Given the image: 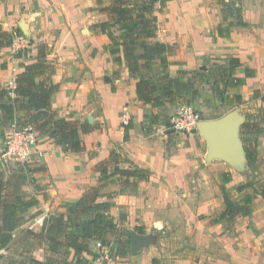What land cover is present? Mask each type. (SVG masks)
<instances>
[{"label": "crops", "instance_id": "obj_1", "mask_svg": "<svg viewBox=\"0 0 264 264\" xmlns=\"http://www.w3.org/2000/svg\"><path fill=\"white\" fill-rule=\"evenodd\" d=\"M228 1L167 0L164 6L157 1L154 15L160 12L159 7L163 10L156 15L157 27H178L181 33L174 29L161 33L158 27L153 40L167 46L164 56L172 62L168 67L171 78H176L180 70L209 66L204 62L206 56L237 58L232 74L243 80L238 85L239 95L247 90L259 92L261 96L254 97L264 109L261 98L264 96V0ZM110 4L111 0H0L1 27L8 31L20 30L16 42L0 49V87L12 89L14 77L24 70V65L36 61L37 47L46 44L50 48L47 60L53 67L48 77L57 86L50 107L57 117L78 124L85 121L92 127L87 133L80 132V152L65 150L51 132L35 131L30 153L40 155L43 168L30 174L35 180L32 194L37 203L26 213L19 214L21 223L14 231L28 217L30 223H43L41 230H46L50 220L61 214L67 216V203H75L88 189L97 188V201L113 203L108 213L117 228L132 230L139 225L138 219L146 225L147 233L141 232L144 235L140 244L136 248L130 245L131 253L124 250L116 254V264H247L249 248L244 245L237 250L231 241L224 249L228 258H218L213 248V240H216L213 232L219 226L209 221L222 209L221 205L213 206L215 200H220L213 176L220 177L222 171L237 172L244 166L246 157L239 145L240 138L236 145L240 164L236 165L234 159L217 154L214 148L209 154L204 137H200L202 146L197 148L191 144L180 145L168 131L158 134L155 129L145 128L148 124L153 128L160 126L163 110L169 113L174 103L165 99L163 105L153 107L138 101L136 77L128 71L122 52H110L111 42L106 32L110 29L116 38L120 35L118 25L105 10ZM231 5L239 7L240 11L238 15L234 13L232 21L226 25L239 21L245 25H234L227 34H218L216 26L225 20L224 8ZM100 23L109 24L106 31L100 29ZM20 49L25 51L16 57ZM116 56L121 57L120 64L114 61ZM155 63L160 65L153 57L151 67H155ZM245 69L253 70L254 75L245 77ZM198 83L202 81L195 86L201 99L204 93ZM23 115V112L18 113V116ZM243 122L238 117L237 123ZM238 127L240 132V125ZM4 132L8 136V131ZM214 133L215 137H221L219 130ZM225 136L224 141L228 138L227 134ZM262 140L264 135L260 136L259 144ZM4 148L5 139L0 136V164L3 166L0 171L8 178L3 165ZM112 151L127 159V162L119 160L120 168L131 165L130 168L136 166L148 172L145 178H128L133 191H121L124 180L112 182L113 177L106 178L100 187L104 171L108 174L114 170V163L110 162ZM218 232L222 239L226 236L221 235L224 231L215 233ZM132 235L128 238L129 244ZM232 239L235 242L236 238ZM12 240L0 248L7 247ZM92 242L90 248L96 253V241ZM38 249L41 255L31 256L45 261L47 243L43 241ZM71 254L69 250V258ZM86 257L92 261L91 256Z\"/></svg>", "mask_w": 264, "mask_h": 264}, {"label": "trees", "instance_id": "obj_2", "mask_svg": "<svg viewBox=\"0 0 264 264\" xmlns=\"http://www.w3.org/2000/svg\"><path fill=\"white\" fill-rule=\"evenodd\" d=\"M159 1L161 6H164L167 0H111V4L105 10L112 16V20L118 25L120 35L118 38L111 31L106 34L113 44L110 52L118 54L122 52L123 58L127 64L128 71L136 77V95L139 102L150 104L153 107L164 104L165 99L172 100L179 93L185 90H190V96L195 98L198 91L195 88L197 82L203 81L204 73H198L196 77L182 81L185 75L191 71L180 70L177 72V78H171L168 74V67L172 62L168 61L164 54L167 52V46L164 43L154 41L157 31V17L153 14L154 4ZM239 7L235 8V15L239 14ZM150 16L148 17V15ZM109 24L100 23L98 26L104 32ZM244 26L245 23L230 22L227 27L218 26V34H227L231 26ZM20 30L8 31L0 25V49L11 46L14 39L19 35ZM25 49H20L15 53L16 57H20ZM50 48L46 44H40L37 47L36 61L24 65V70L14 77V86L12 89L0 87V136L6 139L4 130L8 131V135L12 124L16 123L19 127L29 125L39 133L51 132L50 135L61 144L65 150L70 152H80L82 150V140L80 132L87 133L92 130V127L87 122L80 124L67 121L57 117L56 113L50 107L51 96L56 92L57 86L53 84L48 75L53 72V67L47 60V55ZM156 57L161 65L163 78L166 82L159 86L156 81L142 72L144 69H150L152 58ZM116 63H121V57L114 58ZM229 65L219 64L210 67L208 75L214 78L221 79L228 86H238L243 80L233 76L232 66L238 63L237 58H228ZM208 63V60H204ZM245 77L254 75L251 69L244 70ZM255 97L261 96L257 91ZM262 100L264 96L261 97ZM190 101L186 99L188 104ZM195 108V107H194ZM23 112L24 115L18 116V113ZM262 121L264 122V109L262 111ZM258 122L246 120L240 125L241 134H258L263 132V128ZM245 157L248 163H252L256 158L255 147L248 148L244 145ZM120 154L117 151H112L110 162L114 163V170L106 173L100 179V187L105 183L103 181L109 177H116L115 181L120 179L124 183H128L129 177L145 178L148 174L146 170H142L136 166L133 168H120L118 163L121 160ZM26 163L18 161V169L28 173H35L43 170L42 167L29 168ZM114 180V179H112ZM9 178H6L3 171H0V246L7 245L13 238L14 230L20 225L21 218L19 214H24L34 206L36 199L26 200L21 198L17 193L12 192L9 185ZM254 188V193H259L264 196V182L259 183L247 182L246 184L237 187V191H242L244 188ZM95 192L97 188H90ZM12 193H11V192ZM14 195V196H13ZM98 193L89 197L85 192L75 203H67V216L59 215L50 223L44 230V241L48 245L46 253L50 256V252L58 253L60 247L69 255V250H72L71 258L62 256L58 261L49 260L40 261L31 256V264H92L91 260L86 256H95L92 252L90 244L92 241L103 240L107 232L114 231L117 224L113 221L108 213L113 205L109 201H97ZM9 197H12L9 198ZM20 198V199H19ZM24 199V200H23ZM251 194H247L243 199L244 202H249ZM226 210L231 211V214L247 215L249 210L247 206L238 205L231 201L228 195L224 196ZM228 208V209H227ZM225 213V211H224ZM85 215L84 218L78 219V215ZM223 214V213H222ZM20 264H27L24 261Z\"/></svg>", "mask_w": 264, "mask_h": 264}, {"label": "rangeland", "instance_id": "obj_3", "mask_svg": "<svg viewBox=\"0 0 264 264\" xmlns=\"http://www.w3.org/2000/svg\"><path fill=\"white\" fill-rule=\"evenodd\" d=\"M235 8L236 6L233 5L224 8L223 17L225 18V20L223 23L220 22L219 26L222 25V27H227L226 24L233 17ZM158 10L160 12L155 13V15L157 16L159 13H163L161 7H159ZM149 16L150 14L148 15V17ZM158 27L159 30H161V33L164 30L172 32L173 29L176 33H181L178 27ZM216 27V31L218 33V25ZM108 31H110V29ZM25 43L29 42L26 41ZM110 45L111 48L114 47L112 43ZM204 59L208 60L209 66L207 65L202 69H191L190 74L185 75L182 79V81H188L196 77L199 72H203L205 78L203 79L202 83H198L197 85L199 86L200 91L204 93V97L198 99L201 95L200 93H198L195 98H192L190 96V90L182 91L178 96L172 99V102L174 104L171 111L168 113L166 109L163 110L161 125L153 128V126H150L148 124L147 126H145V128H147L148 130L155 129L158 134L168 131L170 136H174L175 139L173 140L180 143V145L191 144L197 148H200L202 146L200 137H204V142L206 141L209 146V154L210 149L214 148V150L217 151V154H226L227 158L234 159L236 165L240 164V162H238L240 156L236 152V147H238L236 145L239 138V145L243 147V150L244 145L248 148L255 147L256 158L251 164L248 163L247 159L245 158L244 166L241 167V169L239 168L237 172L228 170L222 171L220 177L218 175L213 176V180L215 181V183H217L218 193L220 195V200H215L213 202V206L221 205L222 209L218 213L216 212L217 214H215L213 217L209 218V221H214V224L219 226L217 230L222 232L224 231V233H222L221 235H226L222 239V237L218 236L220 235V232L215 233L217 230L213 232V238L216 239L213 240V248L214 250H216L215 254L218 256V258H222V260L228 258V256L226 257V254H224V249L226 247L225 244L230 243L231 241L232 244L234 243L233 246L237 248V250L238 248H240V246L244 245L249 248L251 253L250 255H247V257L249 258V260L246 261L247 264H264V196L259 193H254V188L252 187H247L242 191H237L238 186L246 184L247 182H264V140H262V144H259L260 136L264 135V130L263 132L258 134H244L242 136L239 132L238 127V125H241L242 123H237L238 117L244 122H246L245 120L249 118V120L258 122L260 124L259 126L264 129V123L261 121L263 106L259 101L255 100V90H253L252 93L247 90L246 92L244 91V93L239 95L238 89L240 88V86H228L227 83L223 82L221 79H217L213 76L208 75L207 72L210 67L217 66L219 64L229 65L227 61L228 58L225 59L215 56H206L204 57ZM146 74L153 78L159 86H162L166 82V80L163 78V72L159 63H155V67H151L149 70H147ZM177 77L178 76L176 73V78ZM186 99H189L190 102L188 104H192V106H194L195 109L200 113L202 117L201 121L198 125V128L192 133H180L176 131L174 132L171 129L170 120L178 107L186 103ZM237 107L239 108L237 109ZM159 115L160 114H157V116H155L159 117ZM218 130L221 133L220 138L218 137V135L217 137H215L216 135L214 132H218ZM226 134L228 135V138L226 139V141H224L223 139L224 137H226ZM258 145L259 147L257 148ZM121 160L127 162V159L122 158ZM19 162H25V165L29 168L35 167L36 164H40L42 167V160L40 158V155L36 152L29 153L26 160ZM17 163L18 160L9 158L8 156L5 157V161L3 162L4 169H6L7 173H9L8 178L10 180V189L13 190L12 192H16L20 198L22 196L31 200L34 198L32 194V187L34 186L35 180L34 178H32L30 173L25 172L24 170H17ZM0 166L3 167L1 164ZM116 177L117 176L113 177L114 180L111 179V181L115 182ZM217 178H219L220 181L217 182ZM119 182H123V179H120ZM123 186L124 188L121 189V191L132 190V185L129 186V183H124ZM86 192L88 193L89 197L93 196L95 193H98V191L95 192L93 190H87ZM247 194H251V199L249 200V202H244L243 199ZM224 195H228L231 201L238 205H244L245 207L247 206L249 213L247 215H232L230 209L226 210V204L223 201ZM9 198L12 199V197ZM216 208L217 207H215V209ZM84 217L85 215L83 214L78 215V219H82ZM24 221L25 223H23L21 227L14 231L12 242L7 247L0 248V264H20L19 262L21 261H24L27 264H31L30 262H27L28 260H30L31 255L33 257L39 255V253L41 255V250L38 249V247L42 245V242L45 238L43 237L44 232L43 230H41V225L43 226L44 224L42 223L41 225H36L34 224V221L30 223L29 217ZM138 223L139 225L134 227V229L132 230H126L125 227H120L114 231H110V233H106L103 240L100 241L110 247V250L112 251V254L114 256L122 251L124 252V250H127L131 253V247L128 242L130 234L144 235L145 233H147L144 230V228H146V225L142 224L139 219ZM142 231L144 232V234H141ZM232 238H236L235 242ZM92 244L93 242L91 243V245ZM244 247L242 253L246 251L244 250ZM48 254L46 253V259L50 258L49 260L58 261L62 256H64V258L70 257L61 247L59 250V254L53 252H50V256ZM244 256L245 255H242V257ZM250 258H252V260Z\"/></svg>", "mask_w": 264, "mask_h": 264}, {"label": "built area", "instance_id": "obj_4", "mask_svg": "<svg viewBox=\"0 0 264 264\" xmlns=\"http://www.w3.org/2000/svg\"><path fill=\"white\" fill-rule=\"evenodd\" d=\"M19 37L15 38L18 39ZM200 113L191 104H182L172 115L170 120L171 129L180 133H192L201 121ZM35 130L29 125L19 127L16 123L12 124L9 135L5 140L4 155L18 161L27 159L30 147L35 143ZM97 252L92 258L94 264H116V256L112 254L110 247L100 240L96 241Z\"/></svg>", "mask_w": 264, "mask_h": 264}, {"label": "water", "instance_id": "obj_5", "mask_svg": "<svg viewBox=\"0 0 264 264\" xmlns=\"http://www.w3.org/2000/svg\"><path fill=\"white\" fill-rule=\"evenodd\" d=\"M141 239H142L141 235L133 234L130 242L131 247L136 248L140 244Z\"/></svg>", "mask_w": 264, "mask_h": 264}]
</instances>
